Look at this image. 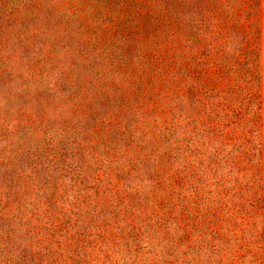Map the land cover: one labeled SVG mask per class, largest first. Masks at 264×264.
Segmentation results:
<instances>
[{"label": "trees", "instance_id": "16d2710c", "mask_svg": "<svg viewBox=\"0 0 264 264\" xmlns=\"http://www.w3.org/2000/svg\"><path fill=\"white\" fill-rule=\"evenodd\" d=\"M261 2L0 0V264H264Z\"/></svg>", "mask_w": 264, "mask_h": 264}, {"label": "rangeland", "instance_id": "374dc122", "mask_svg": "<svg viewBox=\"0 0 264 264\" xmlns=\"http://www.w3.org/2000/svg\"><path fill=\"white\" fill-rule=\"evenodd\" d=\"M254 25H251V28L253 30L257 31V36H258V44H259V48L261 50V54L263 57V51H264V32H263V7H262V2L260 7L257 9L256 15L254 17ZM263 59L261 58V64H262ZM261 223L259 224V227L264 226V218L259 217V219L257 220Z\"/></svg>", "mask_w": 264, "mask_h": 264}]
</instances>
